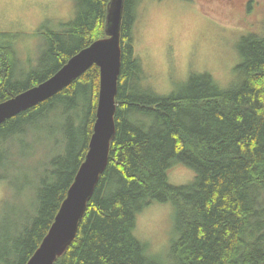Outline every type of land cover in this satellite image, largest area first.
Returning <instances> with one entry per match:
<instances>
[{
	"label": "trees",
	"instance_id": "trees-1",
	"mask_svg": "<svg viewBox=\"0 0 264 264\" xmlns=\"http://www.w3.org/2000/svg\"><path fill=\"white\" fill-rule=\"evenodd\" d=\"M139 1L123 5L116 130L107 166L74 239L54 264H264V35L242 38L237 80L229 86L209 73H192L179 90L159 95L143 80L131 44ZM74 2L75 18L45 35L28 70L20 68L12 42L0 41V102L106 37L109 0ZM98 91L99 68L92 65L0 124V166L7 146L41 128L58 147L37 181L33 212L12 225L13 233L0 235V264H26L47 233L88 150ZM175 160L195 170L193 182H168ZM154 201L174 206L177 237L166 263L133 234L136 213Z\"/></svg>",
	"mask_w": 264,
	"mask_h": 264
},
{
	"label": "rangeland",
	"instance_id": "rangeland-1",
	"mask_svg": "<svg viewBox=\"0 0 264 264\" xmlns=\"http://www.w3.org/2000/svg\"><path fill=\"white\" fill-rule=\"evenodd\" d=\"M75 16L74 0H0V41L12 42L20 68L28 70L45 35L61 30ZM133 20L134 55L155 93L179 90L192 73H209L227 87L237 80L242 38L264 35V0H140ZM12 145L0 166V235L13 233V226L33 212L41 171L58 151L44 128ZM195 176L194 169L178 160L167 171L173 185L189 184ZM133 234L166 263L177 237L172 203L154 201L137 212Z\"/></svg>",
	"mask_w": 264,
	"mask_h": 264
},
{
	"label": "water",
	"instance_id": "water-1",
	"mask_svg": "<svg viewBox=\"0 0 264 264\" xmlns=\"http://www.w3.org/2000/svg\"><path fill=\"white\" fill-rule=\"evenodd\" d=\"M124 0H109L106 37L93 41L72 55L54 74L0 102V124L6 119L53 96L90 66L99 68L96 118L85 158L62 200L53 222L26 264H54L75 237L78 224L108 162L110 141L115 135L114 114L117 80L121 67L120 24Z\"/></svg>",
	"mask_w": 264,
	"mask_h": 264
}]
</instances>
